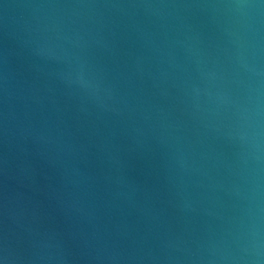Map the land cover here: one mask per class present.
Listing matches in <instances>:
<instances>
[{"label": "water", "instance_id": "95a60500", "mask_svg": "<svg viewBox=\"0 0 264 264\" xmlns=\"http://www.w3.org/2000/svg\"><path fill=\"white\" fill-rule=\"evenodd\" d=\"M0 264H264V0H0Z\"/></svg>", "mask_w": 264, "mask_h": 264}]
</instances>
